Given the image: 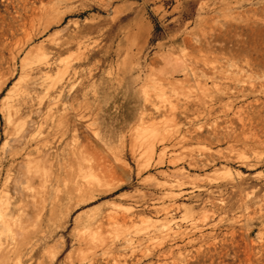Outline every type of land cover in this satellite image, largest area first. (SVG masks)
Here are the masks:
<instances>
[{"label": "rangeland", "instance_id": "1", "mask_svg": "<svg viewBox=\"0 0 264 264\" xmlns=\"http://www.w3.org/2000/svg\"><path fill=\"white\" fill-rule=\"evenodd\" d=\"M0 164L7 264H264V0H0Z\"/></svg>", "mask_w": 264, "mask_h": 264}, {"label": "bare ground", "instance_id": "2", "mask_svg": "<svg viewBox=\"0 0 264 264\" xmlns=\"http://www.w3.org/2000/svg\"><path fill=\"white\" fill-rule=\"evenodd\" d=\"M47 18V17H46ZM49 18V17H48ZM69 44V43H68ZM32 48H34V47H32ZM29 51V50H28ZM30 57H31V55H30ZM36 57V56H35ZM35 59V58H34ZM30 61V60H29ZM29 65V64H28ZM68 65V64H67ZM185 66V65H184ZM25 67V66H24ZM182 67V66H181ZM186 67V66H185ZM187 68V67H186ZM186 68L184 69V68H182V69H177L176 68V70H173V72H171V74H170V76H169V78H168V83H172V76L174 75V73L175 74H177V73H182L183 75H185V76H187V74H188V72H187V70H186ZM42 73V72H41ZM190 74V73H189ZM28 76V75H27ZM187 78H184V80H186ZM51 86V85H50ZM11 88V87H10ZM27 89V88H26ZM12 90H14V88L12 89ZM11 93V92H10ZM24 93H26V92H24ZM22 94V93H21ZM37 95V94H36ZM20 96V95H19ZM23 96V95H22ZM29 96V95H28ZM21 97V96H20ZM32 98V97H31ZM20 99V98H19ZM29 99H30V97H29ZM2 100H4V98L2 99ZM15 100V99H14ZM40 100V99H39ZM25 101V100H24ZM15 102V101H14ZM34 102V101H33ZM31 103V102H30ZM38 103V102H37ZM2 104H3V102H2ZM54 104V103H53ZM24 105V104H23ZM10 106V105H9ZM29 106V105H28ZM11 108V107H10ZM21 108V107H20ZM9 109V108H8ZM13 109V108H12ZM25 109V108H24ZM40 110V109H39ZM9 111H10V109H9ZM14 111V110H13ZM20 111V110H19ZM12 113V112H11ZM11 113L10 114H7V117H8V119H9V116L11 115ZM37 113V112H36ZM13 114V113H12ZM14 115V114H13ZM7 119V118H6ZM20 119V118H19ZM17 121H19V120H17ZM17 121L15 122V123H17ZM8 123V122H7ZM20 123V122H19ZM18 123V124H19ZM21 124L22 123H20L19 124V126H21ZM154 125V124H153ZM13 126V125H12ZM12 126H11V128H12ZM14 126H16L15 128H13V129H16L17 127H18V125H14ZM13 126V127H14ZM23 126V125H22ZM152 126V125H151ZM154 127V126H153ZM19 129V128H18ZM5 130V129H4ZM9 130V129H8ZM17 130V129H16ZM15 130V131H16ZM37 130V129H36ZM27 131V130H26ZM24 132V131H23ZM14 133V132H13ZM13 133H11V134H13ZM16 134V133H15ZM17 135H18V132H17ZM17 135H15V136H17ZM8 137H10L9 135H8ZM11 137H13V135H11ZM21 137V136H20ZM19 137V138H20ZM28 137V136H27ZM23 138V137H22ZM27 139V138H26ZM161 140V139H160ZM16 141V140H15ZM18 141V140H17ZM4 143L6 142L5 141V139H4V141H3ZM11 142V141H10ZM19 142V141H18ZM21 142V141H20ZM26 142V141H25ZM160 142H163V140H161ZM147 143V142H146ZM6 144V143H5ZM3 147V146H2ZM147 147V146H146ZM155 144H152L151 143V145H150V148H149V151H150V153L151 154H154V152H155ZM13 148H14V146H13ZM16 148V147H15ZM165 149H166V147H164ZM163 148V149H164ZM7 149V148H6ZM10 149V148H9ZM164 149V150H165ZM22 150V149H21ZM27 151V150H26ZM49 152V151H48ZM135 152V151H134ZM163 152V151H162ZM15 154V153H14ZM47 155H48V153H46ZM160 155H162L163 153H159ZM165 154V153H164ZM220 154V153H219ZM2 155V154H1ZM19 155V154H18ZM26 155V154H25ZM258 156V155H257ZM237 158H238V160L243 164V163H245L246 162V164H247V157L245 156V155H243V154H238L237 155ZM260 158V157H259ZM161 159H163V156H162V158ZM19 160V159H18ZM159 160V159H158ZM164 160V159H163ZM11 162V161H10ZM25 162V161H24ZM39 162V161H38ZM157 162H160V160L159 161H157ZM156 162V163H157ZM162 162V161H161ZM160 162V163H161ZM174 163V161H170V163ZM21 165V164H20ZM24 165V164H23ZM26 165V164H25ZM35 166V165H34ZM33 168V167H32ZM25 169H28V167H26L25 166ZM31 169V168H30ZM2 170H3V166H2V164H0V177H1V175H2ZM32 170V169H31ZM25 171H28V170H24V172ZM4 172V171H3ZM39 173H40V171H39ZM33 174H34V172H33ZM168 174V173H167ZM7 175V174H6ZM3 176V175H2ZM173 176V175H172ZM185 176V177H184ZM187 175H184L183 173H179L178 172V174H177V179H176V181H180L179 183H177V184H180L181 186H182V184L184 185V183H186V181H185V178H187L186 177ZM10 177V176H9ZM15 179H16V177H14ZM17 178H19V177H17ZM81 178V177H80ZM8 179V178H7ZM6 179V180H7ZM4 180V179H3ZM52 179L50 178L49 179V187H48V192H50L51 191V185H52V181H51ZM43 181V180H42ZM1 182V181H0ZM5 182V181H4ZM7 182V181H6ZM13 182V181H12ZM15 182V181H14ZM171 182V181H170ZM174 184V183H173ZM107 187V186H106ZM173 187V186H172ZM88 188V187H87ZM86 188V189H87ZM14 189H15V195H17V196H20V197H22V195H23V188H22V186L20 185V183H17V182H15L14 183ZM88 190H90V189H88ZM88 190H85L84 191V195H86L87 193L88 194H91L92 193V191H88ZM89 192H91V193H89ZM183 192V191H182ZM170 193H172V192H169L168 194H170ZM181 194V192H179V193H177V194H174V195H180ZM172 195V194H171ZM92 197V196H91ZM6 207H7V209H12V208H14L12 205H10L9 206V203L6 205ZM4 217V216H3ZM170 226V225H169ZM168 226V227H169ZM166 228V227H165ZM247 234H249V232L247 233ZM27 241L28 240H26L25 241V243H27ZM29 242V241H28ZM25 243H24V245H25ZM6 248H7V246H6ZM7 254H8V250L7 249H5V246L4 247H2V245H0V264H7V261H8V256H7Z\"/></svg>", "mask_w": 264, "mask_h": 264}]
</instances>
